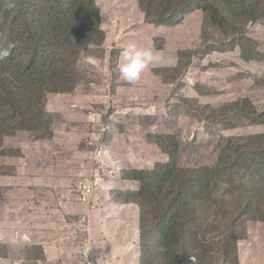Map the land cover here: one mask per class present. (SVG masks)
Returning <instances> with one entry per match:
<instances>
[{
	"label": "trees",
	"instance_id": "trees-1",
	"mask_svg": "<svg viewBox=\"0 0 264 264\" xmlns=\"http://www.w3.org/2000/svg\"><path fill=\"white\" fill-rule=\"evenodd\" d=\"M135 1L143 23L155 27L178 25L187 13L202 10L204 5L207 10L203 12L213 18L217 27L225 23V4L237 8L241 17L247 15L255 20L262 15L255 14L246 0ZM101 20L96 0H0V51L14 45L7 58L0 60V155L7 152L5 160L25 157L26 147L54 146L56 130L48 111L50 97L73 94L89 83L85 70L91 51L101 47V53H106L102 48L105 31ZM236 42L232 48L239 47L241 58L249 59L256 52L257 60L264 59V49H259L255 42H247L244 36ZM190 63L177 62L171 68L177 86ZM166 79L171 78L166 75ZM261 89L263 83L242 91L233 101L210 106L207 111L201 110L196 99L177 94L171 99L177 115L200 122L210 138L198 139L194 132L187 136L180 129L175 133L152 134L148 124L156 116H148L149 121L143 118L141 124L144 139L166 156L164 161L121 168L118 179L115 165L112 168L116 169L110 170L98 163V179L110 184L111 189L113 183L121 181L137 183L135 189L131 186L110 193L117 204L135 205L139 210L138 264H240L245 247L263 248L258 241L247 238L251 227L264 225V133H226L264 125V102L253 100ZM195 91L201 96L225 92L212 87H196ZM96 115L88 110L81 123L87 126L86 149L93 146L88 137ZM3 166V176L37 177L33 183L38 190L41 185L46 189V178L59 179L52 174L33 176L32 166ZM48 167L54 168L53 164ZM107 169L109 173L105 172ZM11 188L0 185V214L4 194ZM51 207L48 217L53 222H37L39 217L29 221L28 215L24 216L36 224L33 231L12 227L21 215L14 208L9 210L11 224L6 229L0 227V259H10L11 264H56L48 257L49 250L38 232L64 233L66 224L79 225L81 235L85 232L81 216L73 214L71 219L72 213L68 214L62 206ZM61 217H65V223L60 221ZM16 247L25 250L24 257L12 259ZM146 248L154 249L149 256L142 255ZM73 256L75 264H79L75 249Z\"/></svg>",
	"mask_w": 264,
	"mask_h": 264
},
{
	"label": "rangeland",
	"instance_id": "rangeland-1",
	"mask_svg": "<svg viewBox=\"0 0 264 264\" xmlns=\"http://www.w3.org/2000/svg\"><path fill=\"white\" fill-rule=\"evenodd\" d=\"M96 1L102 16L101 26L105 31L102 48L106 53H101V47L91 51L85 70L86 82L89 83L73 94L50 97L48 111L52 114L56 130L54 146L44 149L26 147L25 157L18 156L9 161L5 160L7 152L0 155V185L12 187L4 194L0 227L6 229V225L11 224L8 212L12 208L21 215L20 221L12 226L19 230H35L36 224L29 222L31 217H39L40 221L37 222L44 224L53 222L48 217L52 211L50 204L55 207L62 206L66 211L62 205L64 197L66 201H70L72 207L76 204L81 206L86 214L85 223L94 258L108 264L118 260H123L126 264H136L135 246L138 250V245L133 231L138 223L136 211L139 214V210L135 205L117 204L110 192L131 186L135 189L137 183L129 185L130 181H121L113 183L112 189L110 184L106 186L101 183L103 195L101 199H94L93 209L78 199L80 186H84L80 184H87L92 177L97 176L96 169L100 162L102 167L111 168L110 170L117 168L118 175L115 174V178L118 179L121 168L145 167L153 162L164 161L166 156L144 139L141 124L143 118L149 121L148 116H156L148 124L152 134L175 133L180 129L187 136L194 132L198 139L210 138L203 131L200 122L177 115V107L173 106L171 99L177 94L193 98L202 111H207L210 106L235 100L242 91L250 87L264 84V59L257 60L256 52L249 59L241 58L239 47L232 48L236 47L232 43L237 44L236 40L244 36L247 42H255L259 49H264V0H246L255 14H262L255 20L247 15L241 17L237 8L225 4L223 27H217L213 18L203 12L207 10L205 5L202 10L187 13L178 25L155 27L143 23L135 0ZM128 44L150 50L156 56V60L150 63L141 78L133 83L123 80L119 71L120 64L123 63L121 52ZM187 60L191 64L183 72L179 79L180 85L177 86L176 80L172 79L176 74L171 68L177 62L183 63ZM166 75L171 78L170 81L166 79ZM196 87L223 88L225 92L201 96L195 91ZM256 93L253 100L257 103L264 102V89ZM88 110L97 115L96 123H91L92 131L88 137L94 148L91 146L86 149L84 130L87 126L81 123ZM62 126H65L64 129H61ZM226 133H264V125L229 130ZM96 145L102 150L103 154L100 156L96 154ZM6 163L18 164L20 167L32 166L33 176L56 175L61 180L62 190L58 201L53 203V199L57 197L55 188L46 185V189H43L44 186L41 185L38 190L34 187L37 177L18 175L13 178L1 175ZM48 164H53L54 168L51 169ZM113 165L116 168H112ZM108 169L105 170L106 173H109ZM99 176L104 178L100 173ZM53 178H46L44 182L52 183ZM102 203L106 206H121L109 213L107 209L100 208ZM95 208L98 210L93 211ZM25 215H28L29 221L24 218ZM69 216L73 218V214ZM117 227H121L120 235L109 231ZM63 230L64 233L59 234L42 230L38 232V236L45 241L44 246L49 250L48 257L52 262L75 264L74 244L69 236V227L64 226ZM260 235H264V225L257 224L251 227L247 240L258 241L264 248V237ZM126 245L134 247L126 251ZM263 248L245 247L241 252L240 264H264ZM153 250L146 248L142 255L149 256ZM13 252L12 259L24 257L26 254L20 247L14 248ZM0 264H11V260L0 259Z\"/></svg>",
	"mask_w": 264,
	"mask_h": 264
},
{
	"label": "clouds",
	"instance_id": "clouds-1",
	"mask_svg": "<svg viewBox=\"0 0 264 264\" xmlns=\"http://www.w3.org/2000/svg\"><path fill=\"white\" fill-rule=\"evenodd\" d=\"M12 47H14V45L10 44L8 46V49L0 51V60L7 58V56L10 54V50ZM121 55L123 57V63L120 64L119 71H120V75L123 78V80L127 81L128 83H133V82L138 81L141 78L142 73L149 67L150 63H152L156 60V56H154L152 51L138 48L135 44H128L126 47H124L122 49ZM89 144H91V141L89 142ZM95 148L97 150L100 147L98 145H96ZM100 150H101V148H100ZM101 154H103L102 150H101ZM100 155H97V156H100ZM97 159H99V158H97ZM96 179L98 180V183H99V195H98V197L93 198L90 205H87V204L83 203L81 200V191L83 190V188L89 186ZM88 182H89V184L87 186H85L86 184H84V183L80 184V185H84V186H80L78 199L80 200L81 203H83L87 206H91V209H93L94 204H95L94 199H101L102 185H101V182L99 181L98 177H96V176L92 177V179L89 180ZM61 218L65 219V217H61ZM85 219H86V214H84L82 217L81 227L85 232V234H83V235L80 234V226L79 225H77V224H66L65 225V226L69 227V236L73 241L74 249L78 253L79 262H80L79 264H82L80 254L78 252L79 247H80V243H81V239H82V237L88 238V241L90 239L88 236V228L86 226ZM65 220L64 221L60 220V221L65 223ZM72 227L76 228V230H77L76 235H74L72 233V231H71ZM89 248H90V245H89ZM90 253H91V250H90ZM91 255H92V253H91ZM92 258H93L94 262L97 264L93 255H92Z\"/></svg>",
	"mask_w": 264,
	"mask_h": 264
},
{
	"label": "crops",
	"instance_id": "crops-1",
	"mask_svg": "<svg viewBox=\"0 0 264 264\" xmlns=\"http://www.w3.org/2000/svg\"><path fill=\"white\" fill-rule=\"evenodd\" d=\"M64 182L65 181L62 179V183H64ZM60 183H61V180L60 179H54L52 183L47 184L49 188H55L56 189L55 195L57 196L56 198H58V199H59V197H60V195L62 193V190L60 188L61 187L60 186ZM88 184H89V182L85 186H87ZM101 194L103 195V193H101ZM102 195H101V198H102ZM61 198H62V196H61ZM62 199L64 200V202L62 203V205L65 207L66 212L68 214L69 213H72V214L79 215V216L83 217V215H84L85 212H84V210L82 209L81 206L78 207V204H76L74 207H72L70 205V201H66L64 199V197ZM50 205H52V203ZM119 206H121V205H119ZM119 206H114V205H110V204H108L106 206L105 203H102V205L100 206V208L107 209V211L109 213H112L114 211L113 209H117ZM126 206H129V205H126ZM126 206H124V208ZM97 210H98V208H95L93 211H97ZM93 211L91 210V212H93ZM136 216H137V219H138L139 218V214H138L137 211H136ZM60 220H62V218ZM57 225H59L58 228H61V226H60L61 224L60 223H57L56 226ZM109 231L112 232V233H115L117 235H120L121 234V227L113 228V229H111ZM133 233L135 234V239H136L137 245H138V250H137V247L135 246V262H136V264H138L139 256H140V247H139V244H138V223H137V226H136L135 230L133 231ZM126 243H127V241H126ZM132 247H134V246H132V245L131 246L126 245V251L131 250ZM95 260H96L97 264H108V263L99 262L97 260V258H95ZM111 264H126V263L123 260H118L117 262H113Z\"/></svg>",
	"mask_w": 264,
	"mask_h": 264
},
{
	"label": "built area",
	"instance_id": "built-area-1",
	"mask_svg": "<svg viewBox=\"0 0 264 264\" xmlns=\"http://www.w3.org/2000/svg\"><path fill=\"white\" fill-rule=\"evenodd\" d=\"M96 154L97 155L101 154L100 148L96 150ZM98 195H99V183L98 180L96 179L89 186L83 188V190L81 191V200L83 203L90 205L93 198L98 197ZM64 220L65 219L62 218V221ZM71 231L74 235L77 234L76 228L72 227ZM78 252L80 254L82 264H96L90 253L88 238L82 237Z\"/></svg>",
	"mask_w": 264,
	"mask_h": 264
}]
</instances>
